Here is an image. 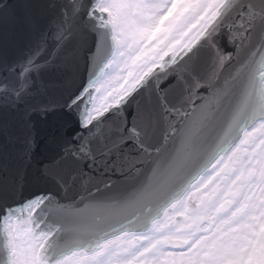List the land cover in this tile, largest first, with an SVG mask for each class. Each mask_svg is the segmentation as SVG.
<instances>
[{
  "label": "snow or ice",
  "instance_id": "1",
  "mask_svg": "<svg viewBox=\"0 0 264 264\" xmlns=\"http://www.w3.org/2000/svg\"><path fill=\"white\" fill-rule=\"evenodd\" d=\"M59 7L6 66L0 103L31 107L37 78L83 72L63 105L75 127L53 138L43 169L52 187L10 204V184L0 182V264H264V0ZM222 40L234 51L225 55ZM193 58L211 71L200 76ZM113 79L118 87L98 106L94 93ZM172 115L182 117L179 128L168 125L172 147L145 181L80 194L109 173L139 171L132 153L146 151Z\"/></svg>",
  "mask_w": 264,
  "mask_h": 264
},
{
  "label": "water",
  "instance_id": "2",
  "mask_svg": "<svg viewBox=\"0 0 264 264\" xmlns=\"http://www.w3.org/2000/svg\"><path fill=\"white\" fill-rule=\"evenodd\" d=\"M64 2L65 0H0V79L8 75L6 70L8 64L27 53L36 38L37 26L46 28L50 18L60 11L59 6ZM220 44L225 55L234 51L233 45L226 40L220 41ZM193 60L198 65L200 76H206L211 71L207 59ZM231 63L234 67L235 61ZM228 71H231V68ZM226 74L227 72L224 73ZM85 75L81 72L72 78L49 71L37 78L31 107H5L0 103V182L8 181L10 184L8 203L19 204L38 188L52 187L47 176L43 174L44 164L51 154L50 149L54 147L53 138L58 130H61V125L62 131L75 127L74 119L66 115L67 108L63 105L69 94L79 88ZM112 75L115 76L116 73ZM113 80L110 83H113ZM104 85L107 84L101 86L100 104L104 102ZM198 92L201 96L207 94L204 88L198 89ZM193 99L199 105V99L195 96ZM46 103L54 105V111L47 115L39 110V105ZM133 110L134 106L127 109ZM184 111L190 112L191 107L186 106ZM181 119L182 117L174 115L163 117L155 129L154 138L146 141L147 150L140 151L139 155L132 153V160L136 162L139 171L126 167L114 174L109 173L95 179L87 186V192L80 194L87 196L91 193L98 197L118 194L130 190L138 182L145 181L151 174L152 161L164 160L172 147L169 123L179 128ZM128 121L143 127V122L133 120L132 116L128 117ZM157 148L161 149L159 154ZM106 183L112 185L111 189L105 187ZM67 196L79 198L77 191L68 192Z\"/></svg>",
  "mask_w": 264,
  "mask_h": 264
},
{
  "label": "rangeland",
  "instance_id": "3",
  "mask_svg": "<svg viewBox=\"0 0 264 264\" xmlns=\"http://www.w3.org/2000/svg\"><path fill=\"white\" fill-rule=\"evenodd\" d=\"M116 75H118V73H116ZM120 82L122 83V81H120ZM112 87H118L117 81L115 79L113 80V83L104 85V90L107 89V91H111ZM107 91H105V96H107Z\"/></svg>",
  "mask_w": 264,
  "mask_h": 264
}]
</instances>
